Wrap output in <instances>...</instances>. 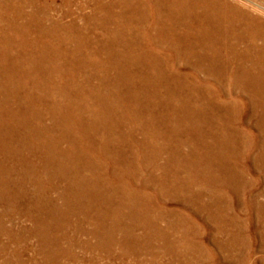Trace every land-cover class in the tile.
Masks as SVG:
<instances>
[{"label":"bare ground","instance_id":"6f19581e","mask_svg":"<svg viewBox=\"0 0 264 264\" xmlns=\"http://www.w3.org/2000/svg\"><path fill=\"white\" fill-rule=\"evenodd\" d=\"M91 1L0 0V264L113 247L160 264L175 230L188 249L204 230L166 201L225 252L253 250L250 205L264 250V20L229 0Z\"/></svg>","mask_w":264,"mask_h":264},{"label":"rangeland","instance_id":"374dc122","mask_svg":"<svg viewBox=\"0 0 264 264\" xmlns=\"http://www.w3.org/2000/svg\"><path fill=\"white\" fill-rule=\"evenodd\" d=\"M54 1L57 5L62 6L65 9L68 8V6L64 7L63 0H54ZM229 1H231L233 3L236 2V4L243 7L249 13L253 14L254 16H258L262 20H264V0H229ZM70 3H71L70 4L71 6L69 5L70 10L77 15L78 14L79 15L91 14V9H92V12H94V5H93V2L91 0H78V1L77 0H70ZM77 4H79V5H77ZM81 4L87 8L80 9L79 7L81 6ZM113 12L115 14H117L118 11L116 9L114 11H110V12L108 11V13H110V14ZM98 13L104 14L105 11H101V12L98 11ZM59 14L60 13H54L53 16L56 17ZM245 110H246L245 112H248V108ZM122 124H121V126L126 127V124H124V123H122ZM251 130L254 133L257 132L255 127H252ZM124 149H129V148L127 146H125V147H120L117 150H115L116 153H114V154L117 155L116 158L118 159V161H120L119 158L129 159L130 153L126 150L124 151ZM133 166H136V165H133ZM252 172H253V175L257 177V179L261 175L260 173H258L256 171V169L253 170ZM242 196H244V195H242ZM244 199H246V198L244 197ZM260 200L262 201L263 198L260 197ZM223 201H224L223 204H218L214 208L218 210L217 212L221 211L220 213L224 217H226V215H227L226 221L223 222V225H225L228 229V230L226 229V231H229V229H230L231 231L235 232L234 226L228 225V223H230L228 220V216H231L233 214V212L236 211L239 214H243L242 217H244L245 212L243 210H241V208L243 207V205H242L243 202L242 201H241V203L237 202L234 200L233 196L230 197L229 195H228V199H225ZM233 204H234V206H233ZM165 205L168 208H170V207L171 208H179L182 210L185 208L183 210L185 212V215L190 214L192 217H194L197 220V222L202 224V226L204 227V230H203V232L197 234L196 236L191 235V238H192L191 241L194 244V247H193L194 249L193 248L188 249L189 247L188 246L186 247L187 240H186V238L182 237V234H180V231H179V230H182L183 227L181 226L182 228L179 227V229L175 230L173 234L174 235L179 234V236L175 237L176 239H174V241H173V242H177V244H175L177 246V248H175V250H173L172 252L167 253V254H165L167 251L166 252H160L159 255H163L161 257L162 263H160V264H263V262H264V250L259 247V243H258L260 240V237H261V235H258V232L260 231V228H259L260 226H259V223L257 221L253 220L250 217V216H252V213L257 215V212L255 213L252 210V208H250V205H246L247 206L246 210H247L248 214L246 213L245 215L249 216V219H248L247 225H246V230L248 232L247 234L249 236V240L254 242V244H253V250L254 251L251 250V251H249V253L246 252L245 250L241 252V250L238 251V250L233 249L230 252H225V251L221 250L220 248L218 249L217 245L213 242L216 238L214 235V232H213L215 229V226L213 223L205 221L203 216H201L197 213H191V211L188 210V208L186 209V206L182 205L181 203H177L174 201H166ZM160 222H161V224H164V223H162V221H160ZM183 230H184V228H183ZM82 239H85V238H82ZM223 239L226 240V237H223ZM90 240L93 241L92 243L96 242V238L92 237ZM31 241L35 242L34 239H31ZM199 245L202 248L204 246V249L198 251ZM205 246H207V247L205 248ZM110 250H111V252H109L105 249L101 250L100 248H98V249L93 248L89 251L87 249H83V248H75V249L73 248L72 253L75 256V258L73 256L68 257L67 259L63 260L61 262V264H95V263L96 264H118V262H119V264H124L123 261L127 262V264H136V261L134 259L136 257L128 255L129 257L126 256L122 259V257L120 256L121 250L119 248L113 247ZM178 253L182 254V256H174ZM34 254L35 253H33L31 250L28 251V255H34ZM225 256H226V258H225ZM26 257H28V256L25 255V258ZM138 257H140L142 259L141 260L142 262H145V261H147V259L150 258V256L148 254H143V253L139 254ZM145 258H147V259H145ZM35 259H36V261L33 262L32 264H39V259L38 258H35ZM75 259H77V260H75ZM132 259H134V260H132ZM258 260H259V262H258Z\"/></svg>","mask_w":264,"mask_h":264}]
</instances>
